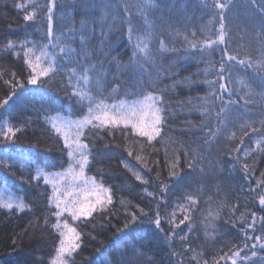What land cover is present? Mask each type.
<instances>
[{"label":"trees","instance_id":"obj_1","mask_svg":"<svg viewBox=\"0 0 264 264\" xmlns=\"http://www.w3.org/2000/svg\"><path fill=\"white\" fill-rule=\"evenodd\" d=\"M260 9L264 0H0V264H232L236 252V264H264L252 247L264 244ZM150 97L162 108L154 139L96 119L132 115ZM56 115L88 119L84 174L102 201L71 221L79 247L62 260L43 175L70 165Z\"/></svg>","mask_w":264,"mask_h":264},{"label":"rangeland","instance_id":"obj_2","mask_svg":"<svg viewBox=\"0 0 264 264\" xmlns=\"http://www.w3.org/2000/svg\"><path fill=\"white\" fill-rule=\"evenodd\" d=\"M219 37L220 35H218L216 42H221ZM140 105L142 106L135 107L133 112L128 113H132V115L139 114L137 116L139 119H141L142 116L145 117L143 112L144 109L140 108H145V106H148L149 104L143 102ZM116 110L120 111L119 114L128 118L129 120L134 119L129 117H135L132 115H126L124 113L125 110H123L122 107L112 108L111 114L113 116H115ZM141 111L143 112L142 114H140ZM147 111L148 114L151 115V111ZM87 123L88 119L71 120L70 118L63 115H56L50 121V126L57 134L61 136L64 143L68 146L70 152V165L68 168L58 173H43V175L46 177V179L44 178L45 182L48 183L54 190L52 195L54 200L53 203L56 206L59 205V207H57L58 212L60 213L59 224L61 226L62 233L64 234H67L68 229L72 228L71 221L74 220L78 214H80L77 211L76 215H73V210L78 209L85 202L90 203L89 201H92L91 198L95 196L97 197L98 193L96 184L84 174L86 165H83V170L81 171L82 158L83 156H87V149L82 147L84 144L81 141V134L82 129H84ZM39 175L42 176L41 174ZM0 199L6 200L5 196L1 193ZM65 224L68 225V228L64 227ZM62 241L67 243V235H64V239ZM253 244H257V247H259L260 242L255 241ZM64 255L65 254L60 253L58 250L56 257L62 260ZM238 257L235 256L230 261L236 260Z\"/></svg>","mask_w":264,"mask_h":264},{"label":"snow or ice","instance_id":"obj_3","mask_svg":"<svg viewBox=\"0 0 264 264\" xmlns=\"http://www.w3.org/2000/svg\"><path fill=\"white\" fill-rule=\"evenodd\" d=\"M251 2L256 5V0H251ZM19 7V6H18ZM214 8H217L220 10V29H221V34H220V41L223 42L224 40V35H223V31L225 28L224 25V10L226 8V5L224 3H215L213 5ZM258 7V5H257ZM260 11L262 13H264V9H260ZM26 20H32L33 17L32 15H26L25 16ZM47 35L49 37H51L52 35V27H51V15H49V27H48V32ZM80 40L82 41H88L89 38H86L84 36L83 33H81ZM103 43L105 45L108 44V41H103ZM61 51L63 52L64 49H61ZM69 51H75V49H70ZM228 59H234V57H228ZM241 63H244L243 61H241ZM46 74V73H45ZM222 75V73H221ZM31 83L33 85H35L37 83L36 79H32ZM221 88H223V85H221ZM161 95H163V93H161ZM151 100V103L149 104V109L151 110L152 113V119L150 121H146L144 119V116L141 117V119L138 122H131L128 118L121 116V117H112V116H107L105 115L104 117H100L97 116L96 119L100 120L102 124L104 123H108L111 124L113 126H119L121 123H123L124 127L127 128L129 126V124L131 123V127L133 129H135L136 133L142 137H148L149 139H154L156 136H158L160 134L161 128L160 125L162 123V117L160 115V112L162 111L161 107H156V99L155 98H149ZM221 107H224V105H221ZM147 115V114H145ZM13 130L11 128L8 129V132L11 133ZM82 147H87V145H82ZM88 163V159L87 156H83L81 164H82V168L81 171L83 170V165H86ZM109 202H110V198H109ZM102 203L101 198L99 196H97L96 201L93 203H88L85 202L84 204H82L78 209L73 210V215H76L77 211L81 214V215H91V213L96 209V205ZM259 203L261 205H264V197H262L259 201ZM8 207H11V205H8ZM57 207H59V205H57ZM57 216L60 215V213H56ZM155 224L157 227H159L160 225V220L157 218L155 221ZM65 228H68V225L65 224L64 225ZM73 234H76V229L75 228H69L68 229V233L64 234L62 233V235H67V243H65V241H61L60 243V253L62 254H67V255H71L72 252L79 247V244L76 243V240L79 239L78 234L75 235V240L73 239ZM259 237L257 238V240L259 241ZM261 248H264V244H260L259 245ZM253 248L257 247V244H253L252 245ZM252 255H256L255 252L252 253ZM234 256H239V252L234 253ZM232 264H236V261L233 260Z\"/></svg>","mask_w":264,"mask_h":264}]
</instances>
